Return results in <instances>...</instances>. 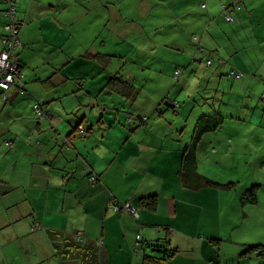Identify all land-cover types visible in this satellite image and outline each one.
<instances>
[{"label":"crops","instance_id":"obj_1","mask_svg":"<svg viewBox=\"0 0 264 264\" xmlns=\"http://www.w3.org/2000/svg\"><path fill=\"white\" fill-rule=\"evenodd\" d=\"M106 1L85 0L81 8L78 0H17V54L28 92L13 87L5 99L0 89V264H40L43 258H51L50 264H158L145 263L146 255H160L156 243L175 249L162 264H264L258 250L242 254V245L262 243L223 244L230 230L233 234L246 223L241 209L251 218L242 203L244 191L257 181L258 199L264 196L263 183L252 172L240 176L237 157L230 156L237 146L249 147V154L264 151L263 105L255 108L248 100L256 91L264 99V0H242L241 9L232 12L234 21L223 14V5L234 0H138L143 18L152 8L173 12L168 25L155 29V35L168 30L172 42L154 39L134 59L141 70L127 72L115 71L113 62L124 59L109 58L117 51L109 50L104 38L99 42V24L110 21ZM6 7L0 0V52ZM248 58L258 61L263 73H250ZM149 60L151 72H145ZM97 64H105L103 72H92ZM234 68L244 75H228ZM176 69L185 71L182 81ZM104 75L118 79L105 85ZM211 89L216 95L205 99L214 100L198 108L196 95ZM166 96L181 104H161ZM38 99L50 113L43 119L34 109ZM196 111L210 119L228 114L203 136L197 158L200 174L219 183L233 181V187L207 185L180 171ZM241 112L248 120L236 118ZM154 115L169 121L159 128ZM79 124L88 128L86 136L77 133ZM229 156L230 166L222 168ZM203 165L215 166V174L201 170ZM129 200L139 210L136 218L123 209ZM35 222L47 233L35 234ZM13 223L24 226L16 230ZM4 228L7 234L1 233Z\"/></svg>","mask_w":264,"mask_h":264},{"label":"rangeland","instance_id":"obj_2","mask_svg":"<svg viewBox=\"0 0 264 264\" xmlns=\"http://www.w3.org/2000/svg\"><path fill=\"white\" fill-rule=\"evenodd\" d=\"M170 1L171 0H169V2ZM78 2L80 3L81 8L83 6H87V4L85 3V0H78ZM137 3L139 4L138 0H108L104 3L106 11L110 14L107 17V19H110V21L107 22L106 24L104 23L99 24V27L102 29L101 34L99 36V42H100V39L104 38L107 42L108 49L117 51V56L113 54L112 56L111 55L108 56L109 58L111 57L113 60L117 59V62H120L121 60L120 58L124 59V61H122V63L119 65H115L113 62L112 67H115V71H120V69H122V71H125V72L130 71V70H133V71L141 70L142 67L140 68L138 63L134 62V59L140 55L143 49L142 47L146 49L147 46L150 45L154 39L155 41L159 43H164L166 45H169L172 42V35L168 30H165V31L159 30L158 33L155 35V29L157 27L162 28L165 25H168L167 23L169 22V20L173 18L172 17L173 12L170 11L169 9L158 12L156 8H152L150 14L145 16L146 18H143L141 16V11L143 9L141 7L137 8L136 6ZM96 22L97 20L95 19L91 21V23H93L94 25L96 24ZM142 25L147 32L142 30V27H141ZM179 25L182 26L181 23ZM105 28H111V32L105 33L104 32ZM244 46H245V49L243 53H246L247 55L248 54L247 53L248 44L245 43ZM121 52L125 54H120ZM163 52L167 54L168 51L165 50ZM227 59L231 64L238 65L236 58L228 57ZM237 59L240 60V58H237ZM248 61H249V64H252L251 65L252 68L249 67L250 73H263L262 71L260 72L258 68L261 66L258 61L253 62L254 58H248ZM246 64L247 62L245 64L240 63L239 65L241 67H244V65ZM103 65L105 66V64L95 65L92 69V72H97V73L103 72L101 71ZM143 69L145 72H151L150 60L147 62L146 66L143 67ZM155 69H158V68H155ZM243 70L248 71L246 70V68H244ZM164 72L168 73V70H165ZM100 75L101 74H98V76ZM104 76L105 77L102 78V80L104 81L103 83L105 85L114 83L115 79H118L116 76L113 78H110V76L108 75H104ZM142 82L143 81H141L140 84ZM254 94L255 95H253L252 93H249L248 100L253 103L252 107H255V108L257 107V105H259V102H261V104L263 105V108L261 109V114H260L259 119L260 121H262L264 117V99L261 97V92L256 91L254 92ZM193 95H195V93H193ZM215 95H216L215 91L213 90L205 96H215ZM196 98H199L201 100L198 104V108H201L202 104L205 106L210 105V103L214 100V99H202L199 95H196ZM192 100L193 99H190L191 102ZM193 103H194L193 104V107H194L195 102L193 101ZM239 104L242 110V106L244 105V95L239 96ZM234 105H235V98H234ZM224 114L228 115L226 113ZM193 115L194 117H199L197 118V121L200 120L199 112L197 111L193 112ZM154 116H155L154 120L158 122L159 128H162L160 126L167 124L166 122L169 121L168 119H165V117H158L157 115H154ZM248 116L249 114L241 112L240 114H238L236 118L248 120ZM244 130L246 132H250L247 127H245ZM187 134L191 135L192 131L188 130ZM252 135L253 134L251 133L249 134L250 137ZM238 137L240 141L243 140L241 135H238ZM255 139L257 140L256 136H255ZM250 147L252 148L254 146H250ZM235 152H237L236 155H230V156L237 157V160L235 161V163L240 165L241 170H238L240 172L239 175L245 176V174L249 175L250 172H252L254 174V177L260 180L264 186V151H255L252 154H249L251 153V149L249 147L241 148V146H237L235 148ZM230 156L222 162V165H221L222 168H227L228 166H230V160H231ZM247 163H248V167H245L244 164H247ZM201 170L205 171L206 173L210 175H214L216 169H215V166H204L203 165L201 166ZM252 183L253 181H250V185ZM236 185L234 186L233 191H232L234 193L236 191L235 189ZM215 186L218 187L219 185H215ZM245 204L247 205V210L251 213L250 215L251 218H248V216H245L244 211L241 209L240 217L243 220H247V221L244 225L238 228L233 234L231 233V230L228 232L229 237L223 242L224 245H231L233 241L241 244L248 240H253V241L255 240V243L264 244V196L262 199L258 201V203L245 202ZM251 205H254V206H251ZM12 225L14 229L16 230L21 229L24 226V224H15V223H13ZM41 227L42 226L40 224V226L36 229L31 227L32 228L31 230L34 232L38 231L35 234H39L40 232L42 234H46L47 233L46 228L39 231ZM8 228L10 229V231L12 230V227H8ZM7 232L9 231L8 229H5V228L4 230L1 231L2 234H7ZM48 233L51 235L52 238L56 235L55 233L51 231H48ZM261 237L263 240H258ZM32 241H34L33 237H32ZM46 241L47 239H43L41 242L45 244ZM246 245L247 244L242 245V248L243 247L245 248ZM228 250H230V248L228 247L224 248L225 252ZM43 259L44 260L40 264H50L51 258H43Z\"/></svg>","mask_w":264,"mask_h":264},{"label":"built area","instance_id":"obj_3","mask_svg":"<svg viewBox=\"0 0 264 264\" xmlns=\"http://www.w3.org/2000/svg\"><path fill=\"white\" fill-rule=\"evenodd\" d=\"M7 7L4 10V14L8 17V21L3 26L2 43L3 49L0 52V88L3 90V97L8 98L9 90L13 87H21L20 91L25 93L26 89L23 87L22 76L23 72L21 69V61L17 54V49L21 45L20 40V28L21 20L18 16L17 0H6ZM242 7V0H234L232 4L225 3L223 5V14L228 21H234L235 16L232 13L235 8ZM209 65L212 64V57L207 59ZM181 71L178 69L176 74ZM234 73L238 78L244 75L240 69H233ZM36 114L39 119H43L49 116V113L43 106L41 100H37L35 103ZM79 134L86 136L88 133V128L84 125H80L78 128ZM9 145H13V140L7 141ZM91 181H97L96 175L90 176ZM123 209L129 212L133 217L139 216V210L134 206L130 200L124 203ZM40 224H35V229L39 227Z\"/></svg>","mask_w":264,"mask_h":264},{"label":"trees","instance_id":"obj_4","mask_svg":"<svg viewBox=\"0 0 264 264\" xmlns=\"http://www.w3.org/2000/svg\"><path fill=\"white\" fill-rule=\"evenodd\" d=\"M232 3H233V1L230 2V4H232ZM199 38L200 37L198 35H195L193 37L195 43L197 42L196 44H198L200 46V39ZM212 62H213V58H212ZM207 66H209V65L207 64ZM177 70L178 69H176V71ZM181 70L182 69H180V71ZM176 71H175L176 78H179V80L182 81L183 78H184V72L185 71L182 70L179 74H176ZM227 74L228 75H232V70L227 72ZM233 77H236V76L233 74ZM16 87H18V86H16ZM23 87L25 88V85ZM18 88L20 89L21 87H18ZM212 90L213 89H211L210 91H212ZM26 92H28L27 89H26ZM209 92L201 94L200 97L202 99H205L206 98L205 95H207ZM163 98L164 99H161L162 100L161 104H164L167 101H170L167 98V96L163 97ZM170 104L173 105V106H179L181 104V100H178V99L171 100ZM43 106L46 109V111L49 113V110H47L45 105H43ZM34 109H35V104H34ZM49 115H50V113H49ZM224 118H225V114L217 115V118H214V119L207 118V116H205V115L200 117V120L197 122V125L195 127L194 133L192 135V142L189 145L188 149H186V151L184 153L183 163L181 165L180 171L184 175H188V174H191V173H194V174L198 175L200 177V180L202 181V183H205L207 185H210V184L211 185H219L221 187L230 188L232 186V184H234L235 182L230 181L228 183H219V182H216V181H214V180H212V179H210V178H208V177H206V176H204V175H202V174H200L198 172V158H197L198 145H199L200 141L202 140L203 136L206 133H208L210 131H215L220 126V124H221V122H223ZM146 119H147V116L143 117V120H146ZM128 121H130V122L132 121V117L131 116L128 117ZM80 125H83V124H79L78 128H79ZM78 128H77V133L79 134ZM80 136H82V135H80ZM66 142L69 143V140H66ZM89 179H90V176H89ZM92 182H96V181H92ZM259 187H260V184L258 182H254L249 188H247L244 191L243 195H242V202L243 203H245V202L257 203L258 202V189H259ZM35 224H39V223H34L32 228H35ZM154 247H155L154 248L155 250L159 251L160 255L159 256L146 255L145 256V263L159 262L158 264H162L161 261L163 259H166L168 256H171L174 253V250H175V249L171 250V249L167 248L166 245H162L160 243H156ZM257 249H258L260 254L261 253L264 254V246L263 245H259V244L253 245V246L246 245L245 248L243 249L245 251L242 254L249 253L250 251L257 250ZM168 252H171V253L168 254ZM166 254H168V255H166Z\"/></svg>","mask_w":264,"mask_h":264}]
</instances>
